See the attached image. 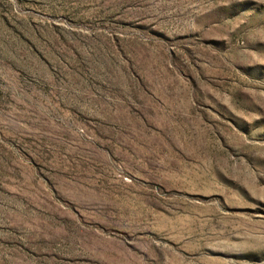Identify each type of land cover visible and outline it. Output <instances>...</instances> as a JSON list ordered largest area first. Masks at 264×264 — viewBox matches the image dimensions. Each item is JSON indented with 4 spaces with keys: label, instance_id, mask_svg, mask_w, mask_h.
I'll return each instance as SVG.
<instances>
[{
    "label": "rangeland",
    "instance_id": "rangeland-1",
    "mask_svg": "<svg viewBox=\"0 0 264 264\" xmlns=\"http://www.w3.org/2000/svg\"><path fill=\"white\" fill-rule=\"evenodd\" d=\"M0 264H264V0H0Z\"/></svg>",
    "mask_w": 264,
    "mask_h": 264
}]
</instances>
